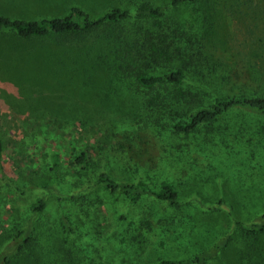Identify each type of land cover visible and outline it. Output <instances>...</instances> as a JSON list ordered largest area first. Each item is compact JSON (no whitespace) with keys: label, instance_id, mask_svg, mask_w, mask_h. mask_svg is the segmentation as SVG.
Masks as SVG:
<instances>
[{"label":"rangeland","instance_id":"rangeland-1","mask_svg":"<svg viewBox=\"0 0 264 264\" xmlns=\"http://www.w3.org/2000/svg\"><path fill=\"white\" fill-rule=\"evenodd\" d=\"M170 1L0 0V16L26 21L62 17L71 6L93 18L127 6L166 8L172 28L189 39L182 40L185 56L169 64L184 73L180 103L167 96L149 138L139 131L146 111L129 92L131 78L118 86L112 76L118 62L103 33L0 36V251L15 229L29 226L34 238L8 264H264V232L248 231L264 215V116L234 110L188 134L172 130L216 98L264 94V0ZM113 134L123 135L137 164L125 170L88 161L82 174L93 197L85 211L70 198L73 157ZM101 171L149 190L164 182L173 188L175 207L139 204L160 222L159 241L130 246L133 206L95 183Z\"/></svg>","mask_w":264,"mask_h":264},{"label":"trees","instance_id":"trees-1","mask_svg":"<svg viewBox=\"0 0 264 264\" xmlns=\"http://www.w3.org/2000/svg\"><path fill=\"white\" fill-rule=\"evenodd\" d=\"M197 1L171 0L170 6L176 7L181 3L195 5ZM165 9L150 6H127L125 11L114 8L93 18L87 12L71 6L62 17H45L26 21L0 16V36L10 32L18 38L56 35L72 39L97 31L103 33L102 39L111 48L110 54L118 62L116 72H113L112 76L117 78L118 86L124 85L128 78H131L133 90L129 92L139 98L146 111L145 126L139 131L150 138V136H155L158 129L157 116L163 111L164 100L167 96L180 103L182 92L179 86L184 81V73L182 69L176 66L171 67L169 64L173 59H178L181 54L185 56L182 53V40L185 41L184 45L189 42L187 36L181 38L178 28H172L174 23L165 16ZM189 45L190 43L187 47ZM153 65L165 66V71L146 72L147 69L152 70ZM245 80L250 81L249 77ZM234 110H244L264 116V94L253 93L248 96L231 95L216 98L209 107L198 109L189 114L186 121L174 124L172 130L177 134H188L199 126L209 124L217 117ZM89 115L94 119L97 118L91 112ZM122 136L113 134L108 142L96 146L92 153L88 149H83L73 157L72 163L78 173L75 176V183L71 185L70 198L72 196V200H78L79 205L85 207V211L89 206V198L93 197V185L89 184L82 174L87 169L88 161L93 159L99 162L116 163L125 170H132L137 164ZM51 159L55 162L54 155ZM0 181V184L4 181L1 176ZM95 183L109 194L121 197L127 206H133L129 213L130 223L128 224L131 247L138 245L140 240L145 242L160 240L156 232L160 222L157 223L146 208L140 207L139 204L142 200L150 199L169 207L177 206L176 192L169 184L161 183L159 189L154 191L140 184L116 182L103 171L95 175ZM198 205L200 210L204 209L200 203ZM33 210L35 213L39 211L40 205L38 204ZM248 231L253 234V237L258 233H263L264 215L259 217L258 223L249 225ZM33 244V232L31 234L29 226L13 230L7 247L0 251V264H8L12 255L28 250ZM254 244L251 241L249 247ZM155 264L185 263L160 260Z\"/></svg>","mask_w":264,"mask_h":264}]
</instances>
